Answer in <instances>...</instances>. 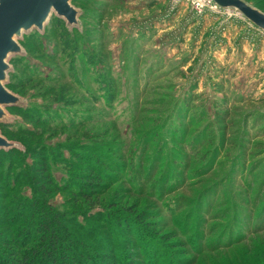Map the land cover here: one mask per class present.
I'll return each instance as SVG.
<instances>
[{
  "label": "rangeland",
  "instance_id": "obj_1",
  "mask_svg": "<svg viewBox=\"0 0 264 264\" xmlns=\"http://www.w3.org/2000/svg\"><path fill=\"white\" fill-rule=\"evenodd\" d=\"M242 1L264 13V0ZM214 4L71 0L77 25L53 13L17 39L6 87L22 104L0 125L15 144L0 204L29 199L75 219L66 225L89 247L79 264L119 252L138 264H264V31ZM90 151L115 177L87 201L59 185L84 169L74 153ZM40 161L58 185L48 193L34 186Z\"/></svg>",
  "mask_w": 264,
  "mask_h": 264
},
{
  "label": "trees",
  "instance_id": "obj_2",
  "mask_svg": "<svg viewBox=\"0 0 264 264\" xmlns=\"http://www.w3.org/2000/svg\"><path fill=\"white\" fill-rule=\"evenodd\" d=\"M8 85L9 83H7L6 86ZM7 108H20V106L14 105ZM1 124L6 125L7 123L1 122L0 125ZM2 134L5 137L10 135V133L6 131L2 132ZM14 152L15 148L0 149V156H5L4 159L0 160V167L3 166L5 158L7 159L6 162L10 161L7 157L14 154ZM88 156L91 157L89 158ZM119 156L120 155L117 157L119 158ZM41 159H43V157ZM73 159L81 160V165L84 166L83 171L74 173L73 179L70 180L72 181L70 184L59 185L61 186L59 189L72 193L71 195L73 198L78 196L88 201L91 197L98 194L99 189L105 188L109 179L115 177L111 176V172L115 170L114 167L109 166L101 157L95 156L93 151L91 155L74 153ZM43 160H46V157H44ZM40 164L41 165L35 169L36 172L38 171L35 173V176L38 177H33V180H36V182L34 181V186L37 188L36 192L48 193L44 186L51 184L55 186L58 185L50 178L49 169L48 167L46 168V161H40ZM101 168L104 169L102 170ZM9 171L7 175L10 176L11 173ZM15 180H13V182H15ZM73 184L74 186L72 187ZM8 185V178L6 184L0 179V188L10 192L11 189ZM0 195H2L1 192ZM27 200L28 201L25 200L27 203L22 205L16 203L14 199H11L6 204H0V246H2V244L9 246V248H7V253L12 250L10 248H16L17 250L16 253H11V256H13L11 259L4 257L0 250V264H79L81 258L88 255L89 247L84 243V238H82L83 241H81V239L78 238V234L71 235V231L66 224H75V219L71 220L69 215L59 213L57 209L44 202L39 203L34 200ZM13 213L14 215H12ZM88 214L91 213H83L86 218L92 219L93 217ZM19 222L20 225H16ZM123 222H125V220L121 221L119 224L124 226ZM5 228L9 229V236L8 234L2 233ZM84 235L88 238L92 237L91 234ZM84 235L82 237H84ZM128 254L129 255H124V253L119 252L113 256H108L106 260L101 263L138 264L134 263L132 261V255L130 253ZM86 258L87 262L91 263L90 258ZM144 258L146 261L149 260L145 256ZM94 262L92 264H95ZM82 264L84 263L82 262Z\"/></svg>",
  "mask_w": 264,
  "mask_h": 264
},
{
  "label": "water",
  "instance_id": "obj_3",
  "mask_svg": "<svg viewBox=\"0 0 264 264\" xmlns=\"http://www.w3.org/2000/svg\"><path fill=\"white\" fill-rule=\"evenodd\" d=\"M221 8L239 11L247 20L264 31V13L252 8L242 0H211ZM63 19L69 27L77 25L78 11L71 0H0V123L7 118L5 108L20 106L21 99L9 91L7 74L10 70L8 58L19 54L21 47L17 41L24 32L36 29L43 31L52 14ZM15 144L0 134V148L8 149Z\"/></svg>",
  "mask_w": 264,
  "mask_h": 264
},
{
  "label": "built area",
  "instance_id": "obj_4",
  "mask_svg": "<svg viewBox=\"0 0 264 264\" xmlns=\"http://www.w3.org/2000/svg\"><path fill=\"white\" fill-rule=\"evenodd\" d=\"M192 1H193L194 6L198 9L202 8V6L204 5V2H207L208 4H213L211 0H192ZM214 7H216L215 4H214Z\"/></svg>",
  "mask_w": 264,
  "mask_h": 264
}]
</instances>
